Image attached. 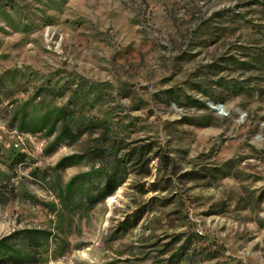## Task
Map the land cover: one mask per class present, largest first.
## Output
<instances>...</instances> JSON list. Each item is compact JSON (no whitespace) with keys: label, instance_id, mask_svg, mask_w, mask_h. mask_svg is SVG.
Segmentation results:
<instances>
[{"label":"rangeland","instance_id":"rangeland-1","mask_svg":"<svg viewBox=\"0 0 264 264\" xmlns=\"http://www.w3.org/2000/svg\"><path fill=\"white\" fill-rule=\"evenodd\" d=\"M24 229L38 264H264V0H0V238Z\"/></svg>","mask_w":264,"mask_h":264},{"label":"trees","instance_id":"trees-1","mask_svg":"<svg viewBox=\"0 0 264 264\" xmlns=\"http://www.w3.org/2000/svg\"><path fill=\"white\" fill-rule=\"evenodd\" d=\"M112 191L102 197L111 196ZM100 200H93L92 204ZM53 234L45 229H24L0 238V264H38L40 250L52 240ZM166 264H177L174 256Z\"/></svg>","mask_w":264,"mask_h":264},{"label":"water","instance_id":"water-1","mask_svg":"<svg viewBox=\"0 0 264 264\" xmlns=\"http://www.w3.org/2000/svg\"><path fill=\"white\" fill-rule=\"evenodd\" d=\"M212 110H216V109H212Z\"/></svg>","mask_w":264,"mask_h":264}]
</instances>
